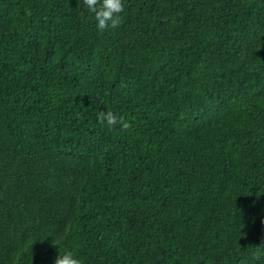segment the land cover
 I'll return each mask as SVG.
<instances>
[{"label":"trees","instance_id":"trees-1","mask_svg":"<svg viewBox=\"0 0 264 264\" xmlns=\"http://www.w3.org/2000/svg\"><path fill=\"white\" fill-rule=\"evenodd\" d=\"M122 3L0 0V264H264V0Z\"/></svg>","mask_w":264,"mask_h":264},{"label":"clouds","instance_id":"clouds-1","mask_svg":"<svg viewBox=\"0 0 264 264\" xmlns=\"http://www.w3.org/2000/svg\"><path fill=\"white\" fill-rule=\"evenodd\" d=\"M82 4L90 12L94 13L98 32L102 33L109 28L120 26V14L124 10L122 0H82ZM26 14L30 16L31 12L29 11ZM97 120L101 124L106 122L110 130L118 124L121 126V131L129 130L132 127L124 117L117 119L111 111L98 113ZM55 264H81V261L74 258V254L71 251H67L63 255L58 254Z\"/></svg>","mask_w":264,"mask_h":264}]
</instances>
